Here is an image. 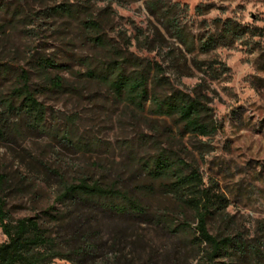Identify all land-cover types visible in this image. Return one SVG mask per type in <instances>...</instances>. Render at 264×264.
Masks as SVG:
<instances>
[{
    "label": "trees",
    "instance_id": "obj_1",
    "mask_svg": "<svg viewBox=\"0 0 264 264\" xmlns=\"http://www.w3.org/2000/svg\"><path fill=\"white\" fill-rule=\"evenodd\" d=\"M146 5L188 54L207 53L253 35L249 28L224 20L216 22L214 32L195 40L174 22L175 6L162 5V0H149ZM195 12L203 14L200 8ZM79 14L80 9L61 5L43 16L77 22L98 55L84 62L85 72L76 74V79H84L83 85H101L145 131L127 145L125 163L112 170L110 182L83 171L65 178L59 168L26 149L8 153L25 173L10 175L3 158L7 152L0 150V231L5 238L0 264H264L263 243L248 242L239 232L209 233V221L223 218L228 202L214 184L205 186L188 150L174 145L177 139L209 138L217 132L207 104L175 89L158 63L124 55L110 45L101 18L81 19ZM32 61L40 78L34 86L27 69L0 57V149L17 148L26 138L47 137L56 160L60 151L88 152L97 143L78 138L71 118L62 126L54 121L52 125L51 109L38 100L44 92L80 95L82 84L52 77L48 70L63 66L50 59ZM29 175L25 187L49 186L56 180L58 206L14 219L3 193L14 179L18 185ZM185 212L193 215L194 227L182 217Z\"/></svg>",
    "mask_w": 264,
    "mask_h": 264
},
{
    "label": "rangeland",
    "instance_id": "obj_2",
    "mask_svg": "<svg viewBox=\"0 0 264 264\" xmlns=\"http://www.w3.org/2000/svg\"><path fill=\"white\" fill-rule=\"evenodd\" d=\"M148 1L0 0V57L27 69L33 86L40 78L32 60L50 59L62 65L61 70L48 73L82 84L81 94L44 92L38 100L51 109L52 125L54 121L62 126L71 118L78 138L97 143L85 153L60 151L56 160L47 137L26 138L17 148L6 145L0 149L7 152L3 156L5 171L25 174L8 153L26 149L45 164L59 168L65 178L83 171L110 182L114 180L112 170L125 163L127 145L145 131L123 105L111 101L101 85H83L84 79H76V74L85 72L84 62L96 57L98 51L86 41L75 20L43 16L52 8L69 5L80 9L81 19L101 18L110 45L124 55L158 63L175 89L207 104L217 132L209 138L177 139L174 145L188 150L205 186L214 184L228 202L224 217L209 221L208 231L213 236L239 232L248 242L264 244V0H162V5L176 7L174 22L195 40L214 32L216 22L224 20L253 31L231 45L191 54L150 15ZM196 8L203 14L198 15ZM28 178L30 175L18 185L14 179L3 193L6 210L14 219L58 206L56 180L49 186L38 183L25 187ZM192 216L190 212L182 214L194 227ZM4 241L0 231V244Z\"/></svg>",
    "mask_w": 264,
    "mask_h": 264
}]
</instances>
